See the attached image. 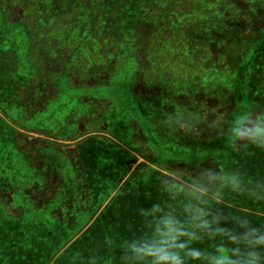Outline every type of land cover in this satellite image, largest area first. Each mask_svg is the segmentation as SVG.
<instances>
[{
  "label": "rangeland",
  "instance_id": "obj_1",
  "mask_svg": "<svg viewBox=\"0 0 264 264\" xmlns=\"http://www.w3.org/2000/svg\"><path fill=\"white\" fill-rule=\"evenodd\" d=\"M123 1L122 4L114 6V11L107 12V9L99 10L100 20H106L104 29L112 34L116 42L119 43L114 47L115 51L121 49V45L123 46L122 43H126V39L128 41L131 39L129 34L131 32L132 22L129 15L126 14V0ZM224 1L221 6L223 15L221 14L220 17L229 22L225 28L219 30L218 33H209L207 38L225 39L219 48L212 47L213 59L217 63L216 65H218L216 66L218 69L215 71V74L218 75L220 72H224V68L229 60L227 56L237 55L238 52H240L238 54L240 58L238 65L239 69L243 70V72L234 77L232 74L226 77H218L214 81L213 87L205 88L208 90L204 91L202 99L207 101V103L221 104L222 109L224 108L227 113H225V115L214 116V112L211 111V113L207 114L210 119L212 131H210L209 137L207 138V140L211 142L205 146L204 150L201 151L199 148L201 143L197 137L194 138V141L179 138L176 143H169L163 148L160 145V148H156L155 154L152 155V149L147 145H143L141 142L142 140L140 141L138 134L135 133V126L131 123L132 119L126 117V121L124 120L125 126L123 127L126 128L125 131L120 127L118 122L113 121L111 117L106 118L103 125L107 126L109 124L108 131L117 137L118 143L122 144L123 142L126 146L131 144L132 147L134 146L142 152L146 151L147 156L152 158L156 166L174 167V164L178 161L183 163L198 161L190 166L195 167L196 170L201 166H218L221 169L238 170L249 176H261L264 175V152L255 149H249L239 153L233 152L224 129L227 127L229 120L240 110L244 108H254L257 101L258 107L256 110L264 112V95H261L259 91L256 90L260 87L263 89L262 84H264V0ZM105 13H107L106 16L104 15ZM157 13L160 12L154 8L152 11H142L140 16H145L146 19L157 21V18L153 17V15ZM161 17H163V14ZM99 26L100 24L98 27ZM143 28V31L141 30L140 32L141 38L138 39L139 43L137 42L136 45L147 46L148 39H151V36L149 37V33L151 32L149 20L143 25ZM230 32H234L237 38H235V42L231 44L232 48L228 49L227 45L232 42ZM105 37L106 36L100 39V44L103 45V47L108 46V38ZM26 39L28 38L24 28L19 29V32H17V39H6L4 36H0V185L8 179L12 180L15 174H18L19 177V172H16L17 165L13 166L12 164L13 161L16 160L14 156L23 159L17 144L18 141L16 140L17 136L15 133L17 132L12 126L15 128L18 126V128H22L23 130H34L33 132L35 133L37 130H42L47 135L55 138L62 137L59 132L65 133L64 136L69 137L73 134V126L75 129L81 130V125L77 122L76 118L84 115L88 110V99L93 91L91 88L68 87V82L70 85L73 84L71 79L66 80L64 83L61 81V85L54 84V80H50L53 75L52 71L49 70L48 72L50 74L47 75L46 70H44V75V71H39V69L33 67V63L36 65V60L33 56L34 53L31 51L32 47ZM123 50L125 52L123 56H126L128 53H126V47ZM135 50L136 46H132L129 52ZM243 52L244 55H241ZM119 58L120 57H115L111 60H104V63H108L109 65L100 70L97 74L99 78H96L98 83L104 80L101 86L106 88L113 85V83L117 85L126 81V76L129 78L130 83H133L134 74L132 73V65L135 60L125 59L120 64ZM123 68L128 70L127 75ZM34 71L39 73L36 76L44 77L47 81V86L50 85L53 88L51 93H49V89L46 88L45 93L47 95L44 93L41 94L42 97H45L43 100L48 101L49 104L40 108L38 107V98L42 86L35 82L36 78L33 77ZM64 73L65 72H63L62 75H64ZM112 75H114V77L111 78ZM250 77L255 79V82L252 84H250ZM29 80H32L31 84H29ZM133 85L136 91L135 101L144 102L145 104L140 103V108L145 109L149 104L147 103L149 101V92H145L146 88L141 84H136L134 82ZM250 89H253L251 94L249 91ZM218 91H223L226 94L230 93L235 97L237 108L232 113L230 112L231 114L229 111H231L235 105L234 98L226 103L220 102L221 100L217 102L215 93ZM191 100L192 98L190 97L189 101ZM188 104L190 105L191 103ZM195 107H197V105L193 106V108ZM166 108L169 114L173 113L169 106H164V112ZM193 108L188 111L190 113L194 112L195 110H193ZM149 109L155 111L153 108L149 107ZM153 111H150V114H153ZM207 116L206 114L205 117L199 116L198 121L204 122ZM170 117L169 115L168 119L170 124L172 122L175 124L176 118L173 120L172 117ZM153 118L155 117L148 115V119L152 122ZM165 121L159 117L157 128L162 130L165 129ZM159 133L162 134L160 131ZM163 134L165 135V131H163ZM18 135L21 149L25 152H29L35 159V162L39 159V152L42 154L41 152L46 150H53L60 154V152H69V150L72 149L37 144V149L33 153L27 145H22L24 140H26L24 139L25 137L20 134ZM39 135L45 136V134L42 133L38 134V136ZM177 135L178 133H175L171 137H177ZM219 139H222V141H218ZM114 141L110 143L109 141L105 143L101 141H91V139L84 141L83 145L80 146L83 155L87 157V160H84L82 163L83 168L78 170L73 167L71 160H66L64 168L61 169L62 178L59 179V182H61L63 186L60 187L59 191L65 192L66 194L73 191L79 192L80 189L78 185H80L83 180L92 196V206L89 210L86 205L87 198L85 192H82L84 195L80 194L78 197L79 200L77 201L65 195V197H63V200H65L64 204H62L61 207H54L50 212L52 215H58L57 220L59 221H55L57 225H54L53 221H49L48 224L45 223L43 225L45 233L43 234V232H37L40 230L38 225L31 224L27 219L24 220L27 216L15 219L16 212L12 211V213L9 214L6 213L4 207L0 208V258H3L5 261L2 262L0 260V264H39L38 259L43 261L41 264H101L100 260L107 261L108 264H119L122 244L124 241L131 239L126 229V220L129 214L123 211H114L113 207L114 204L126 200V189L132 186L134 182H139L137 179L140 175L132 176L131 180L124 183L121 188L116 189V184L121 176L126 173V169L123 165L125 161L124 149L120 144ZM167 142H169L168 139ZM186 151H188L190 155H183V152ZM260 156H263L262 160L259 159ZM250 161L254 162V170H250L248 164ZM199 163H201V165L198 167L197 164ZM186 165L187 164H184L185 170ZM129 166L131 167L132 164ZM246 166L248 167L246 168ZM39 169L46 170L45 172L47 173L54 172L52 164H48L47 162ZM185 170L182 172L186 174ZM40 172L41 170L38 173L39 178L44 176V174ZM20 173L25 177L27 171L26 169H22ZM51 177L52 180H54L53 175H51ZM127 179L128 177L126 175V180ZM189 179L190 178L187 177L186 180ZM158 180L156 175L146 174L143 180L144 188L150 193L158 196L167 195V192L157 188L159 187ZM56 194L55 190L54 192L50 191L48 201L53 202L57 197ZM230 199L231 196H226L223 201L226 205L230 206ZM244 199L247 202L250 201L248 198ZM101 202L108 203L105 207L101 205L97 208ZM251 202H254L259 208H262L259 211L264 212V201L251 199ZM230 207H232L231 209L236 208V206ZM75 211L80 212L79 218L81 217L83 219H77V222H74L73 215ZM259 211H257V213H262ZM33 212L32 210L29 213L33 215ZM43 212L46 213V211ZM108 212L122 213V219L115 220V222L113 221L109 226V230L106 229L103 231V229H100L99 231L97 225L108 217ZM88 213L89 215L91 214V217L94 215L98 216H95L88 222L85 221V214ZM45 215H47V213ZM260 215L264 217V213ZM257 220L261 221L259 219ZM60 224H63L67 228L66 231L62 229ZM79 226L86 228L88 231L75 237L76 232L73 233V231L75 228H79ZM25 246L26 248L29 246V249L25 252L21 251L20 249H26ZM22 259H24V261H22Z\"/></svg>",
  "mask_w": 264,
  "mask_h": 264
},
{
  "label": "trees",
  "instance_id": "obj_2",
  "mask_svg": "<svg viewBox=\"0 0 264 264\" xmlns=\"http://www.w3.org/2000/svg\"><path fill=\"white\" fill-rule=\"evenodd\" d=\"M223 1L126 0V14L129 15L132 22L129 34L131 39L122 43L123 46L121 45V49H117V51L114 47L119 43L116 42L112 34L104 29L106 20H100L99 10L114 11V6L122 4L123 0H0V15L13 30L11 32L13 36L17 34L18 28H24L28 38L26 40L30 43L31 51L36 60V65L33 63V67L39 71L46 70L47 75L50 74L49 70L52 71L53 75L50 80L53 79L54 84L57 85H61V81L64 83L71 79L73 84L70 85L68 82V87L96 89L95 77L89 76L88 71L94 72L96 75L95 71L98 72L100 68L104 69L109 65L104 63V60H111L115 57H120L121 64L126 59V56H123L125 53L123 49L126 47V51L129 50L128 43L131 44V48L136 46V50L131 52H135L137 58L135 60L137 63L134 62L132 66L134 70L137 69V76H139L136 82L144 86L146 91L154 96L152 101L149 100L148 106L163 113L161 118L164 121L166 119L164 125L166 128V126L169 127V115L173 120L177 117L182 118L181 110H190L196 105L197 107L193 108L195 111L190 113L192 119L198 120L199 116L204 117L207 113L205 105L207 101L203 100L202 97L204 91L208 90L205 88L213 87L214 81L218 77H226L229 74L234 77L243 72L239 69L240 58L238 54L240 52H238L237 55L227 56L229 60L224 72L215 74L218 65L213 59L212 47L219 48L225 39L207 38L209 33H218L229 22L220 17L221 14L223 15V11L221 12V6L225 2ZM14 7L21 9L22 13L8 19ZM154 8L160 12L153 15L157 21L140 16L142 11H152ZM162 14L163 17H161ZM104 15L106 16L107 13ZM148 20L151 25V32L149 33L151 39H148L147 46L136 45L137 42L139 43L138 39L141 38L140 32L144 29L143 25ZM230 35L232 42L227 45L228 49L232 48L231 44L237 38L234 32H230ZM104 36L108 38L107 47L100 44V39ZM241 55H244V52ZM63 72H65L64 75H62ZM134 82L135 79L132 85ZM254 82L255 79L250 77V84ZM113 86H116L115 83ZM262 86L263 89L260 87L256 90L264 95V84ZM249 91L251 94L253 89ZM215 94H223L222 96H225L226 100L234 98L235 105L230 111L231 113L237 108L236 99L230 93L228 95L223 91H218ZM152 95H149V98ZM190 97L192 98L191 101H189ZM188 103H191L192 106ZM257 103L252 109H257ZM164 106H169L173 113L169 114L167 108L164 112ZM225 113L227 111L221 115H225ZM131 123L133 126L136 125L133 120ZM178 140V137H163L159 145L163 148L165 145L172 144V142L176 143ZM218 141H222V139ZM210 142L205 140L204 146L199 147L201 151ZM183 153V155L190 154L188 151ZM259 159L262 160L263 156H260ZM248 164L250 170H254V162L250 161ZM166 194L158 196L136 184L126 189V200L114 204L113 210L129 214L126 220L129 237L140 236L146 232L144 210L149 209L154 203L162 205L168 203L170 196L169 193ZM244 198L231 197V202L228 201L230 203L228 204L236 206L237 209H230V207L226 209L225 214L229 217L237 214H250L249 216L254 220L258 221L257 219H259L261 221L258 222H264V217L260 215L264 212L259 211L262 208L251 202V199L247 202ZM34 211L38 213L37 209ZM257 211L262 213H257ZM121 216L122 213L108 212V217L97 225L98 230H109L110 224L115 220L122 219ZM28 249L29 246L20 250L25 252ZM0 260L5 262L3 258ZM100 262L101 264H108L107 261L100 260Z\"/></svg>",
  "mask_w": 264,
  "mask_h": 264
},
{
  "label": "clouds",
  "instance_id": "obj_3",
  "mask_svg": "<svg viewBox=\"0 0 264 264\" xmlns=\"http://www.w3.org/2000/svg\"><path fill=\"white\" fill-rule=\"evenodd\" d=\"M224 131L233 152H264V112L244 108ZM189 175L161 177L170 201L144 210L146 232L123 242L119 264H264V222L221 207L226 196L264 201V175L218 166Z\"/></svg>",
  "mask_w": 264,
  "mask_h": 264
},
{
  "label": "crops",
  "instance_id": "obj_4",
  "mask_svg": "<svg viewBox=\"0 0 264 264\" xmlns=\"http://www.w3.org/2000/svg\"><path fill=\"white\" fill-rule=\"evenodd\" d=\"M93 94L95 95V97H93L91 94L90 98H95L96 100H103L100 103L92 105V107L98 109L94 112L96 116L93 119L94 123L96 124L99 122H104L106 118L111 117V119L115 122H118L120 127H122L125 131L126 128H124L123 126H125L124 122L126 121V117L132 119L134 122H136L135 125L136 127H134L135 133L138 134L139 139L140 141L142 140L143 145H147L152 149V155L155 154L156 148L160 146L159 143L163 139L162 137L171 138V136L175 134V132L171 127L166 126L165 130L158 129L157 123L155 121L152 122L148 119V115L155 116V113L150 114V111L153 110H150L148 107H145V109L140 108L141 107L140 104L136 103L132 98L133 95L132 92L130 93V90L128 92V87L126 86L125 82L119 83L116 86L110 87L109 89L106 90L94 91ZM88 108L90 109L89 106ZM76 120L81 125L80 127L81 130H79L80 133L79 135H73L69 137L64 136L62 133H61L62 137H56V138L50 135L38 136V134L40 133L38 132L35 133L33 132L34 130H23L22 128H18V126L17 128L12 126L13 129H16L15 131L17 133L27 136L28 138L37 139L39 142L46 143L47 146H52L56 148L67 147V149L72 148L69 150V152H60V154L59 152H55L53 150L51 151L46 150L42 154H40V160L41 159L43 160L42 163L48 162V164H52L54 168V172L48 173L49 181L52 180L51 175H53L54 183L58 182L59 179L62 178L61 169L64 168L65 166L64 163L66 160H71L73 163V167L77 168L78 170H81L83 168L82 163L84 162V160H87V157L83 155L82 150H80V146L83 145L84 141L91 139V141H101L102 143L109 141L110 143L115 140L114 142L118 143V140L116 139L117 137L112 135L108 131L109 124L106 126V128L103 129L96 127L90 130L87 129V125L83 121V118L77 117ZM159 131L162 134H160ZM163 131H165V135L163 134ZM42 134L45 133L43 132ZM118 144H120V146L123 147L125 152L124 153L125 161L123 165L126 169V173L123 176H121V178L119 179L118 183L116 184V189L121 188L123 184L131 180V177L134 175H140V176L137 179V181L139 182H134L133 185L136 184L137 186L144 187L143 180L145 179L146 174H153L156 175L157 178L159 179L158 180L159 187L157 188L166 192L161 185V177L169 176V174L180 176L181 172L185 168L184 164H188L178 161L176 162V164H174V167L158 166V165L156 166L153 163L152 159L150 161H147L143 153L142 154L137 153L131 144L127 146L123 144V142L122 144L121 143ZM185 156H187V154ZM14 157H16V160L13 161L12 165L13 166L17 165L16 172L17 173L19 172V177L18 174H15L13 175L12 180L8 179L4 181L7 183V187L10 188V190L12 191V194H10L11 196L10 201L8 199L5 200L3 198H0V208L4 207L5 211L9 214H11L12 211L16 212L15 219H18L19 217L22 218L24 216H27L24 220L27 219L28 222L30 221L32 224L38 225L40 230L44 234L45 231L43 229V225L45 223L48 224L49 221L51 222L53 221V224L57 225L55 224V221H59L57 220L58 215L57 214L52 215L50 212L54 209V207L57 206L61 207L62 204H64L65 200H63V197H65V195H67L70 198L71 197L74 198L75 192L73 191L68 194H66L65 192H60L59 191L60 187H62L63 185L61 183L60 186L54 184L53 186L59 187L57 188L58 190L56 192L57 193L56 199L53 202L46 203V205H43L42 207L43 209L42 212L46 211L47 215H45L46 213L44 212L39 214H37V212L35 213L34 211L35 208L31 207L30 204H28L29 202L27 201L28 199L27 195L30 193L31 189L35 187L33 184L38 177L39 168L36 166L34 162H31L29 158L25 160L26 158L22 159L18 156H14ZM189 163H193V162L190 161ZM130 164H132L131 167L129 166ZM22 169H26L27 171L25 177H23V175H21L20 173ZM126 175L128 177L127 180H126ZM78 188L80 190H83L87 194V199H88L87 208L89 210L92 206V196L90 195V192L87 189V186L83 180L81 184L78 185ZM3 190L5 192L6 188H4ZM107 203L108 202H101L99 206H97V208H99L101 205L105 207ZM6 206L8 207V209ZM221 207L223 208L224 212L227 211L226 209L230 208V206L226 205L224 201L222 202ZM32 210L34 211L33 215L32 213H29ZM37 210L39 211V209ZM78 213L79 212L74 213V222H77L76 221L77 219L78 220L83 219L81 217L79 218ZM249 215L250 214H248L247 216ZM95 216L97 217L98 215H94L92 217L86 215L85 221L89 222V220L93 219ZM60 226L62 227V229L66 231L67 228L63 224L62 225L60 224ZM87 231L88 230L86 228L79 226V228H75L73 233L76 232L75 237H77L78 235H81ZM38 260H39V264L43 262L40 259Z\"/></svg>",
  "mask_w": 264,
  "mask_h": 264
},
{
  "label": "flooded vegetation",
  "instance_id": "obj_5",
  "mask_svg": "<svg viewBox=\"0 0 264 264\" xmlns=\"http://www.w3.org/2000/svg\"><path fill=\"white\" fill-rule=\"evenodd\" d=\"M21 13H22V10L21 9H19L18 7H14L13 8V12L10 14V16H8V19L11 18V17H15V16H18V15H21ZM0 20H1V23H0V36H4L6 39H17V34H15L14 36L12 35L11 32L13 30L6 24L5 20H3V17L1 15H0ZM19 29L20 28H18V32H19ZM15 30H17V28H15ZM126 42H128L127 39H126ZM128 44H129V46H128L129 48L128 49H131V44L130 43H128ZM126 53H127L126 54V60H132L133 61V60H136L137 59L136 56H135V52L134 53H131V52H129V50H127ZM135 63H137V62H135ZM100 70H102V69L100 68L98 70V72L95 71L96 75L94 74V72L88 71V75L91 76V77H93V78L95 77L94 81L97 82L96 85H95L96 86V89H93V91H92V96L93 97H95V95L93 94L94 91H97V90H106V89H109L110 87H113V85H111L110 87H106L105 88V87L101 86L102 83H100V82L98 83V81H97L96 78H99V75H97V74L100 72ZM123 70H125V68H123ZM132 71H133L132 73L134 74V79H135V82H136L138 80V78H139V76H137V69H135V70L133 69ZM127 73H128V70H126V75H127ZM38 74L39 73H36L34 71L33 77L36 78L35 79V82L36 83H39L42 86V88L39 91V98H38V102H39L38 107L40 108V107H44L45 105L49 104L48 101L43 100L45 97H42L41 94H43V93L46 94L45 93L46 88L49 89L48 92L51 93V91H52L53 88L50 85L47 86L48 85L47 84V81L44 79L43 76H36ZM124 82H125V84L127 83L126 86L130 90V93L132 92V94H133L132 95V98L135 101V99H136V96H135V93H136L135 86L130 83L129 78H127V76H126V81H124ZM31 83H32V80H29V84H31ZM136 84H137V82H136ZM145 92H146V89H145ZM149 95H152V94L149 93ZM222 95L223 94L216 95V98L215 99L217 100V102H219L220 100H221L220 102H222V103L228 102L229 100H226L227 98L225 96H222ZM152 98L154 99V96L153 95L150 96L149 100L152 101ZM88 101H89V107H90V109L88 108V110L86 111V113L84 115H81L80 116L81 118H83V121L87 125V129H90L91 130V129L96 128V127L97 128H100V129L106 128V126L103 125L104 122H99V123H96L95 124L94 121H93L94 117H96L95 114H94V112L96 110H98V109L92 107V105L97 104V103H100L103 100H96L95 98H90L89 97ZM136 103H138V104H140V103L145 104L144 102H136ZM147 103H149V101ZM205 105L207 107V109H206V112H207L206 113V116L211 111L214 112L213 115H216V114L221 115V114H223L225 112L224 108L222 109V105L221 104L220 105H217L215 103L211 104L210 102H208V103L206 102ZM210 105H212V106H210ZM146 107H148V105ZM155 107H157V105H155ZM153 112L155 113V116H154L155 118H153V121H155L157 123L158 118L161 117V115L163 113H161L158 110H155ZM180 113H183L182 114L183 117L182 118H178L177 117L176 120H175V124H174V122H172L170 124V121H169V125H170L169 127H171L175 133H178V135H177L178 138L194 141L195 140L194 138L197 137L199 139V142L201 143V145L199 147L202 148L204 146V141L207 140V138L209 137L210 131H212V127H211V124H210V119L207 116V118L205 119L204 122H200L198 120H193L192 119V115L190 114V112L188 110H184L183 109V110L180 111ZM229 113H230V111H229ZM92 123H94V124H92ZM157 125H158V123H157ZM72 129H74V131H73V134H71V136H73V135H79L80 132H79V130L77 128L75 129L74 126H73ZM36 132L43 133L44 131L37 130ZM59 133L61 134L62 132H59ZM18 134L15 133V135L17 136L16 140L18 141L17 144H18L19 150L21 151L22 157L24 159L26 158L25 160H27V158H29L31 160V162H34L36 164V166L38 168H40L42 165H44V163H46V162L42 163L43 160L42 159L40 160V152H39V156H38L39 159L35 162V159L33 158V156L29 152H25L23 149H21V146L19 145L20 140H19V135ZM62 134L64 135L65 133H62ZM20 135L23 136V137H25L24 139H26V140H24V142L22 143V145L23 144L27 145L28 148L33 153L37 149V147H36L37 144H44V145L46 144V143L39 142L37 139L28 138L27 136H24L22 134H20ZM45 135H47V134L45 133ZM134 149L136 150L137 153L142 152V151H140L136 147H134ZM41 153H43V152H41ZM142 153L144 154V156H145V158L147 160L149 159L148 161H150L152 159L151 157L149 158L147 156L146 151H144ZM188 155H190V154H188ZM195 162H198V161H195ZM195 162L188 163L186 165V170L184 169L185 172H186V174L183 173V172H181L180 176H182L184 179L185 178L187 179V176L190 178V175L189 174L195 172V170H196L195 167H192L190 165L191 164L194 165ZM199 165H201V163L197 164L198 167H199ZM40 170H41L40 173L44 174V176H42V177L40 176L41 178H39V176L37 177V179L35 180V182L33 184L35 187H33L31 189L30 193L27 195V198H28L27 201L29 202L28 204H30V206L33 207V208H35V209H39V211H38L37 214L41 213V210H43L42 209L43 205H46V203H50L48 201L50 191H53L54 192V190H55V192H57V190H58L57 188H59V187H56V186H53V185L55 184V185H59L60 186V183H61L59 181L56 182V183H54L53 180H50L49 181V179H48V173L45 172L46 170L39 169V171ZM187 171H188V173H187ZM4 188H6V191L5 192L3 190ZM11 192L12 191L9 190V188L7 187V183L6 182L1 183V185H0V198H3L5 200L8 199L10 201V199H11L10 194H12ZM82 192H84V191L83 190H79V192L75 191L74 198L76 199V201L79 200L78 197L80 196V194H83ZM74 198L71 197V199H74ZM86 198H87V194H86ZM87 203H88V199H87ZM7 209H8V207H7ZM76 209H78V208H76ZM75 212H77V211H75ZM80 214L81 213L79 212L78 215H80ZM85 215L90 216L91 214L89 215V213H88V214H85Z\"/></svg>",
  "mask_w": 264,
  "mask_h": 264
}]
</instances>
